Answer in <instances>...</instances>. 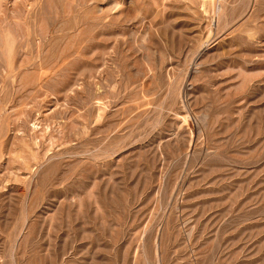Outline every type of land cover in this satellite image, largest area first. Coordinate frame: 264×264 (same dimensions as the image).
<instances>
[{
  "label": "rangeland",
  "instance_id": "374dc122",
  "mask_svg": "<svg viewBox=\"0 0 264 264\" xmlns=\"http://www.w3.org/2000/svg\"><path fill=\"white\" fill-rule=\"evenodd\" d=\"M0 264H264V0H0Z\"/></svg>",
  "mask_w": 264,
  "mask_h": 264
}]
</instances>
